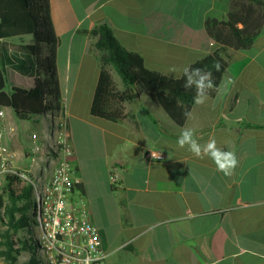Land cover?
<instances>
[{
    "label": "crops",
    "instance_id": "0c3cea01",
    "mask_svg": "<svg viewBox=\"0 0 264 264\" xmlns=\"http://www.w3.org/2000/svg\"><path fill=\"white\" fill-rule=\"evenodd\" d=\"M57 8L66 12V24L56 21ZM258 9L247 0H50L56 62L66 36L68 70L74 41L84 35L94 43L89 31L98 23H108L120 43L167 75H181L209 53L226 67L215 94L194 104L182 126L153 101L160 124L139 100L127 105L132 119L92 115L96 53L81 54L74 83L58 84L66 102L57 118L66 121L81 185L72 198L98 227L106 264H264V27L255 40L242 42L223 23L242 27ZM11 111L13 123L18 116ZM82 123L102 128L87 134L90 166L74 131L73 124ZM186 127L196 129L200 143L214 138L235 152L233 175L178 146ZM150 151L167 157L154 160Z\"/></svg>",
    "mask_w": 264,
    "mask_h": 264
},
{
    "label": "trees",
    "instance_id": "16d2710c",
    "mask_svg": "<svg viewBox=\"0 0 264 264\" xmlns=\"http://www.w3.org/2000/svg\"><path fill=\"white\" fill-rule=\"evenodd\" d=\"M247 1L259 8L248 24L240 27L223 20L234 37L242 42L255 40L264 27V0ZM49 9L50 0H0V109H12L18 117H36L62 109V101L57 95L58 38ZM89 33L96 39L94 47L100 63L90 108L92 115L114 122L132 119L134 115L127 105L139 100L136 88L139 85L177 125H184L195 104L196 90L184 87L183 73L170 76L149 68L144 55L120 43L108 23L96 24ZM217 63L219 70L215 67ZM190 67L211 71L214 87L208 94L214 95L226 73L225 65L209 53ZM114 71L121 78L122 86H119ZM77 187L81 189L79 183ZM32 194V183L20 172L5 175L0 188V221L4 226L0 229V255L8 264H45L34 253L37 248L31 244L32 237L26 235L30 217L35 221L31 213ZM34 242L39 246L37 240ZM27 251L29 258H22Z\"/></svg>",
    "mask_w": 264,
    "mask_h": 264
},
{
    "label": "built area",
    "instance_id": "2783aa9c",
    "mask_svg": "<svg viewBox=\"0 0 264 264\" xmlns=\"http://www.w3.org/2000/svg\"><path fill=\"white\" fill-rule=\"evenodd\" d=\"M0 115H4L3 109ZM64 121L59 119L56 162L45 177L27 178L15 169L11 161L13 156L0 150V188L5 175L11 172H20L32 183L31 213L39 231L38 237L32 238L38 241L45 264H106L98 227L90 220L82 203L72 198L79 182L74 177L75 152ZM32 138L36 142L39 135L33 133ZM38 149L36 145L32 151L35 153ZM149 155L154 160L167 157L161 151H150Z\"/></svg>",
    "mask_w": 264,
    "mask_h": 264
},
{
    "label": "rangeland",
    "instance_id": "374dc122",
    "mask_svg": "<svg viewBox=\"0 0 264 264\" xmlns=\"http://www.w3.org/2000/svg\"><path fill=\"white\" fill-rule=\"evenodd\" d=\"M56 21L60 24H66L67 14L62 8H57L55 12ZM83 37H77L73 43L72 56H73V67L71 70H68L66 65V60L64 54L66 52V36H63L61 42V56L60 59L56 62V73L59 78L58 84L60 86L67 85L69 83H74L75 72L77 68L74 67V64L78 62L79 57L84 52H89L92 55L97 54V50L94 47L93 42H84ZM28 39V38H27ZM70 74V75H69ZM115 78L119 86H122V81L119 75L114 71ZM64 80V81H63ZM137 91L139 93V102L142 104V107L151 115L157 124H160V120L163 121V118L159 116L151 105L152 102L143 89L136 85ZM57 95L62 100V105L66 101L65 92L62 94L57 91ZM161 108V107H159ZM62 110V109H61ZM83 110V109H81ZM161 110H163L161 108ZM4 115H0V150L4 152L5 155L10 154L13 156L11 159L15 169L21 171L27 178L38 179L42 176L45 177L48 175L54 163L56 162V152L59 151L57 147V137L59 135L60 129L59 118H57V109L51 110L46 114H41L36 117H13V123L11 120V109L3 108ZM164 111V110H163ZM15 118V120H14ZM99 120V119H96ZM65 122V121H64ZM61 124V123H60ZM75 128V135L81 143H84L82 149L86 154H84L86 161H88L89 166L92 164L90 160V144H88L87 134L89 132L95 133L100 132V128L97 124L94 123H82V124H73ZM144 130L149 129L147 125H144ZM36 133L39 135V138L36 142L33 141L32 134ZM12 135H14L12 138ZM36 145L39 146V149L34 153L32 148L35 149ZM7 153V154H6ZM35 157L33 160L32 158ZM30 226L26 231L28 237L37 238L39 235L38 228L34 226L33 217H30ZM0 229H4L3 224L0 221ZM31 244L34 249L37 248L36 252L37 258L44 262V257L41 254L39 246H37L34 240L31 238ZM2 246L0 245V248ZM36 247V248H35ZM30 256L29 251L25 252L22 258L28 259ZM0 264H8V262L0 255Z\"/></svg>",
    "mask_w": 264,
    "mask_h": 264
},
{
    "label": "clouds",
    "instance_id": "9594fccd",
    "mask_svg": "<svg viewBox=\"0 0 264 264\" xmlns=\"http://www.w3.org/2000/svg\"><path fill=\"white\" fill-rule=\"evenodd\" d=\"M215 67L219 70V63ZM170 71L176 72L177 69L173 67ZM183 76L185 78L184 87L186 89L194 87L196 90L194 103L197 105L204 104L208 99V91L214 87L211 71L188 66L183 69ZM177 144L180 148L187 147L198 158L203 159L204 157H208L214 162L217 170L226 176L233 175L239 165V160L235 152L224 150L218 146L214 138H210L206 143H200L196 129L194 128L186 127L182 129Z\"/></svg>",
    "mask_w": 264,
    "mask_h": 264
},
{
    "label": "water",
    "instance_id": "95a60500",
    "mask_svg": "<svg viewBox=\"0 0 264 264\" xmlns=\"http://www.w3.org/2000/svg\"><path fill=\"white\" fill-rule=\"evenodd\" d=\"M0 55H1V42H0Z\"/></svg>",
    "mask_w": 264,
    "mask_h": 264
}]
</instances>
